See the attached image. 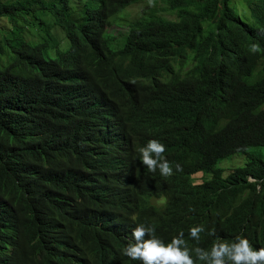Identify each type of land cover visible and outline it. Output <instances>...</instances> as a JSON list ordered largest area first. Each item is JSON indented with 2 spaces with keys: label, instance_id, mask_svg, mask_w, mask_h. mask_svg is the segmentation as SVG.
I'll return each mask as SVG.
<instances>
[{
  "label": "trees",
  "instance_id": "trees-1",
  "mask_svg": "<svg viewBox=\"0 0 264 264\" xmlns=\"http://www.w3.org/2000/svg\"><path fill=\"white\" fill-rule=\"evenodd\" d=\"M232 1L0 0V264H142L123 254L139 224L264 247V160L247 154L264 147V0L252 24ZM137 5L148 20L120 46L112 22ZM53 28L69 46L50 57ZM152 139L170 177L141 163Z\"/></svg>",
  "mask_w": 264,
  "mask_h": 264
},
{
  "label": "clouds",
  "instance_id": "clouds-1",
  "mask_svg": "<svg viewBox=\"0 0 264 264\" xmlns=\"http://www.w3.org/2000/svg\"><path fill=\"white\" fill-rule=\"evenodd\" d=\"M251 51L260 52L261 48L258 44H253ZM164 152L165 146L155 139L149 140L139 149L141 163L149 172L155 173L158 169L161 176L170 177L173 167L164 157ZM175 167L176 171H182L179 164ZM204 231L203 225L193 226L189 229V236L199 241L200 234ZM208 235L215 236V230ZM131 237L123 254L133 261H141L142 264H197V261L206 264H264V247L258 250L253 248L250 241L243 236H237L233 241L217 237L209 250L201 247L190 249L182 231L165 243L156 236L155 226L144 224L136 225Z\"/></svg>",
  "mask_w": 264,
  "mask_h": 264
},
{
  "label": "rangeland",
  "instance_id": "rangeland-1",
  "mask_svg": "<svg viewBox=\"0 0 264 264\" xmlns=\"http://www.w3.org/2000/svg\"><path fill=\"white\" fill-rule=\"evenodd\" d=\"M251 0H233L230 3V7L232 10H234L237 15L245 22L253 23V19L249 12V4ZM72 6L75 9H78V0H72ZM160 8H163V5H160ZM148 8L145 7V5H137L133 6L126 10L124 14L119 16L117 19L113 20V27L109 31L111 36H114L117 38V44L122 45L124 41V37L129 33L131 24L137 21H147L148 15H147ZM158 17H161L163 19L167 20H174L175 18L172 17L169 14L166 13H160L158 14ZM56 32V33H55ZM43 37L51 44L52 49L50 50V57H53L55 50L59 47L61 49H64L69 46V41L65 37L64 33L62 31H59V29L53 28L50 35L53 36L50 38L48 36L47 31H43ZM63 37V38H62ZM116 45V46H118ZM264 64V60H263ZM206 84L214 85V74H209L205 78ZM247 154L255 155L261 159L264 160V147H251ZM247 154H236L233 156H230L226 159H222L218 162L216 165V168H221L224 170L225 173L228 172V170L242 167L247 162ZM206 173H197L192 176V183H200L203 179L207 178ZM154 202V201H153Z\"/></svg>",
  "mask_w": 264,
  "mask_h": 264
}]
</instances>
